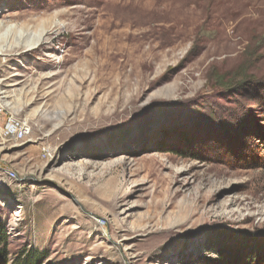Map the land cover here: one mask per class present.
<instances>
[{
	"label": "rangeland",
	"instance_id": "obj_1",
	"mask_svg": "<svg viewBox=\"0 0 264 264\" xmlns=\"http://www.w3.org/2000/svg\"><path fill=\"white\" fill-rule=\"evenodd\" d=\"M0 50V264H264V0H0Z\"/></svg>",
	"mask_w": 264,
	"mask_h": 264
},
{
	"label": "built area",
	"instance_id": "obj_2",
	"mask_svg": "<svg viewBox=\"0 0 264 264\" xmlns=\"http://www.w3.org/2000/svg\"><path fill=\"white\" fill-rule=\"evenodd\" d=\"M1 96V95H0ZM5 109L0 104V122L4 117ZM31 131L30 122L27 119H11L5 126L3 134L8 138H16L18 140L25 138ZM7 175L15 177L14 171H7Z\"/></svg>",
	"mask_w": 264,
	"mask_h": 264
},
{
	"label": "trees",
	"instance_id": "obj_3",
	"mask_svg": "<svg viewBox=\"0 0 264 264\" xmlns=\"http://www.w3.org/2000/svg\"><path fill=\"white\" fill-rule=\"evenodd\" d=\"M8 234L3 225L0 224V263L8 259ZM39 255L35 253H30L24 259L18 260L17 264H38L41 259H37Z\"/></svg>",
	"mask_w": 264,
	"mask_h": 264
},
{
	"label": "bare ground",
	"instance_id": "obj_4",
	"mask_svg": "<svg viewBox=\"0 0 264 264\" xmlns=\"http://www.w3.org/2000/svg\"><path fill=\"white\" fill-rule=\"evenodd\" d=\"M31 49L32 48V44L28 46ZM34 47V46H33ZM4 54V52L2 50H0V56H2ZM15 82V81H14ZM15 84V83H14ZM18 86V85H17ZM5 89L4 86H1L0 84V92L1 94H6V92H3ZM7 91V90H6ZM35 91V90H34ZM8 93V92H7ZM15 93V92H14ZM12 94V93H11ZM24 94V95H23ZM46 95L44 96L43 100L45 99ZM7 98H10V96H5L3 99H7ZM11 98L13 99L12 102H21L22 100H25V101H30L31 103L33 101H37L38 100V95H36L35 93L31 94L30 91H23V93H20L18 95H14V96H11ZM11 99V100H12ZM40 99V98H39ZM39 101V100H38Z\"/></svg>",
	"mask_w": 264,
	"mask_h": 264
}]
</instances>
